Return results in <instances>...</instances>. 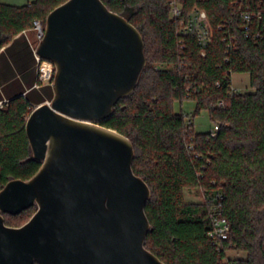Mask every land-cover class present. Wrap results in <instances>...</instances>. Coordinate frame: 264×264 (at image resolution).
I'll use <instances>...</instances> for the list:
<instances>
[{
  "label": "trees",
  "instance_id": "1",
  "mask_svg": "<svg viewBox=\"0 0 264 264\" xmlns=\"http://www.w3.org/2000/svg\"><path fill=\"white\" fill-rule=\"evenodd\" d=\"M68 0L0 3V50L18 35L45 25ZM143 35L147 65L135 91L101 123L128 137L135 150L134 173L151 190L145 212L151 225L145 246L165 264H264V5L239 0H102ZM264 4V2H262ZM180 5L181 16L172 8ZM254 5V7H253ZM261 11L249 26L241 12ZM206 12L212 37L201 54L196 37L180 33V21L193 9ZM24 38L23 35L20 36ZM33 54L29 44L25 46ZM35 59V57H34ZM36 60V59H35ZM247 73L253 92L232 89V77ZM194 102L192 117L175 104ZM0 107V190L11 180L31 179L41 162L33 159L25 125L33 107L18 92ZM207 111L211 131L197 133L193 120ZM202 190L205 203L185 200ZM5 215L20 227L22 217ZM215 216L229 225L226 240L210 236ZM245 253L231 259L228 252Z\"/></svg>",
  "mask_w": 264,
  "mask_h": 264
},
{
  "label": "water",
  "instance_id": "2",
  "mask_svg": "<svg viewBox=\"0 0 264 264\" xmlns=\"http://www.w3.org/2000/svg\"><path fill=\"white\" fill-rule=\"evenodd\" d=\"M35 56L54 67V97L25 125L40 169L0 190V264H165L145 246L151 190L134 173V145L101 125L139 84L143 35L102 0H68ZM33 206L26 224L6 225Z\"/></svg>",
  "mask_w": 264,
  "mask_h": 264
},
{
  "label": "crops",
  "instance_id": "3",
  "mask_svg": "<svg viewBox=\"0 0 264 264\" xmlns=\"http://www.w3.org/2000/svg\"><path fill=\"white\" fill-rule=\"evenodd\" d=\"M28 32L15 38L17 45L11 47V42L0 50V104L18 92L29 98L33 108L50 102L54 97L53 81L39 79L38 62L34 52L36 47L31 43ZM21 35L24 38H21ZM27 44L32 48L33 54L25 48Z\"/></svg>",
  "mask_w": 264,
  "mask_h": 264
},
{
  "label": "built area",
  "instance_id": "4",
  "mask_svg": "<svg viewBox=\"0 0 264 264\" xmlns=\"http://www.w3.org/2000/svg\"><path fill=\"white\" fill-rule=\"evenodd\" d=\"M240 2L244 1H253L257 2V6L260 8L262 5H264L262 2L264 0H239ZM254 7V5H253ZM252 7V8H253ZM250 8L249 6L241 12V17L242 20L245 22L247 26L251 23L253 19H262V12L261 11H253V9ZM181 7L180 5H175L172 8V16L174 18H178L181 16ZM33 31L36 32L37 35V41L40 42L45 35V25L43 24L42 21H35L34 26H33ZM180 33L183 35H189L196 37L198 40V43L202 49L201 54L204 56L205 55V49L208 46L211 37H212V29L210 27V24L208 22V18L206 15V12L199 10L197 8L193 9L187 19H182L180 21ZM254 37H264V25L261 28V30H257L254 34ZM36 49V48H35ZM34 49V52H35ZM37 62H38V70H39V79L40 81H53V76H54V68L53 65L41 61L37 56H36ZM232 89L235 91V89L232 86ZM3 104L1 103L0 106ZM219 127L218 125H214L213 128L210 130L211 131V136H215L216 132L218 131ZM213 225L214 228L210 234L212 239L214 241L219 242L222 240H226L228 238L229 234V225L227 223V220L222 217L215 216L213 219Z\"/></svg>",
  "mask_w": 264,
  "mask_h": 264
},
{
  "label": "rangeland",
  "instance_id": "5",
  "mask_svg": "<svg viewBox=\"0 0 264 264\" xmlns=\"http://www.w3.org/2000/svg\"><path fill=\"white\" fill-rule=\"evenodd\" d=\"M33 1L34 0H0V3L22 6L25 4H29ZM28 37L31 43L33 44V46L37 47L39 42L37 41L36 32L33 31V29L29 30ZM232 81H233L232 86L235 89V91L242 93L253 92V88L250 85V76L247 73L234 74L232 77ZM3 105L0 107H3ZM174 108L177 112H183L185 115L191 118L195 110V104L194 102L186 101L183 103L182 106L179 103H176ZM193 123H194V129L197 133H206L213 128V123L211 122L209 113L207 111H202L199 115L195 116ZM185 200L190 203H200V204H203L206 201L205 197L203 196L202 190L199 189L186 190ZM30 216L31 215L28 214L23 216L19 224L20 225L26 224L31 219ZM227 256L231 259H234V258H243L246 256V254L232 251V252H228Z\"/></svg>",
  "mask_w": 264,
  "mask_h": 264
}]
</instances>
